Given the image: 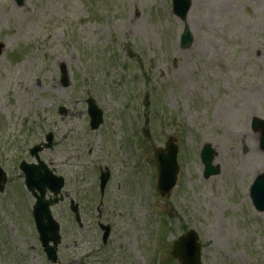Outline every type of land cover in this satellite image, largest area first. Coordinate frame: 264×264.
<instances>
[{"label":"rangeland","instance_id":"obj_1","mask_svg":"<svg viewBox=\"0 0 264 264\" xmlns=\"http://www.w3.org/2000/svg\"><path fill=\"white\" fill-rule=\"evenodd\" d=\"M20 1L0 0V264H51L19 170L48 133L53 149L40 158L66 181L52 209L58 264H179L173 242L190 230L202 264H264V214L250 198L264 172L252 128L264 120V0H192L182 21L172 0ZM89 98L104 114L97 131ZM170 138L180 173L163 197L155 152ZM206 145L220 168L208 179ZM99 222L112 227L107 245Z\"/></svg>","mask_w":264,"mask_h":264},{"label":"water","instance_id":"obj_2","mask_svg":"<svg viewBox=\"0 0 264 264\" xmlns=\"http://www.w3.org/2000/svg\"><path fill=\"white\" fill-rule=\"evenodd\" d=\"M173 3L176 14L183 19L191 8L192 0H173ZM182 40L183 46L186 47L190 45L192 38L188 30H186ZM2 48L3 46L0 44V53ZM62 73L65 75L64 69L62 70ZM63 81L64 85L68 86V80L66 77L63 78ZM88 104L91 117V127L93 130H97L103 123V113L97 108L93 99H90ZM253 128L261 132V148L264 151V121L256 118L253 121ZM51 146L52 137L49 136L46 147L50 148ZM178 150V146L174 143V140L170 139L166 144L165 149H159L156 151L158 190L162 196H169L176 186L178 173L180 171L177 161ZM36 151L37 150H35L34 153H36ZM214 155V151L210 146H206L202 152V161L205 165L204 176L207 179L220 172V168L215 167L212 164ZM22 168L26 173V185L29 190L34 193L35 190H37L41 193V197L38 198V203L35 207V219L40 234V240L42 241L49 258L56 262L57 248L58 244L61 242V235L60 226L53 219L50 207L59 203L60 199L58 198V195L64 188V179L55 177L43 166L33 167L23 164ZM42 169L45 170L44 174L41 173ZM109 178L110 173L108 170L105 173H102L100 178L102 195H104ZM0 181L3 183L6 182V176L1 168ZM47 188L54 193L56 197L54 201H44ZM251 196L256 209L260 212H264V173L256 178L251 189ZM73 210L78 213V205L74 206ZM77 220L80 221L79 214L77 215ZM100 227L105 232L103 241L104 243H107L111 228L110 226L104 225H100ZM50 242L54 243V247L50 246ZM172 256L179 259L180 264H201V245L199 243L198 233L191 230L175 241L172 248Z\"/></svg>","mask_w":264,"mask_h":264},{"label":"bare ground","instance_id":"obj_3","mask_svg":"<svg viewBox=\"0 0 264 264\" xmlns=\"http://www.w3.org/2000/svg\"><path fill=\"white\" fill-rule=\"evenodd\" d=\"M186 25L188 26V22H187V23H185V28H186Z\"/></svg>","mask_w":264,"mask_h":264}]
</instances>
